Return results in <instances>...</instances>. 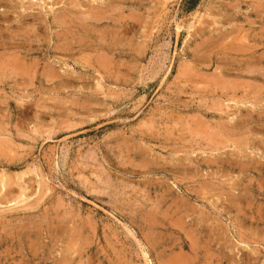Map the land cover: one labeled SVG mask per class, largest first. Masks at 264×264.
I'll return each mask as SVG.
<instances>
[{"label": "rangeland", "instance_id": "obj_1", "mask_svg": "<svg viewBox=\"0 0 264 264\" xmlns=\"http://www.w3.org/2000/svg\"><path fill=\"white\" fill-rule=\"evenodd\" d=\"M0 73V264H264V0H0Z\"/></svg>", "mask_w": 264, "mask_h": 264}, {"label": "bare ground", "instance_id": "obj_2", "mask_svg": "<svg viewBox=\"0 0 264 264\" xmlns=\"http://www.w3.org/2000/svg\"><path fill=\"white\" fill-rule=\"evenodd\" d=\"M62 18V17H61ZM60 18V19H61ZM70 19V18H69ZM65 32V31H64ZM66 33V32H65ZM62 36V35H61ZM66 37V36H65ZM28 38V37H27ZM55 38V37H54ZM31 40V39H30ZM64 40V39H63ZM88 40V39H87ZM61 50V49H60ZM57 51V50H56ZM68 53V52H67ZM10 60V59H9ZM17 60V59H16ZM13 61V60H12ZM14 62V61H13ZM89 62V61H88ZM17 65V64H16ZM19 67V66H18ZM22 67V66H21ZM23 69V68H22ZM33 70V69H32ZM16 71V70H15ZM20 73H21V71H20ZM22 73H23V71H22ZM32 73V72H31ZM1 74V73H0ZM24 74V73H23ZM15 76H17V75H15ZM12 77V76H11ZM18 77V76H17ZM10 181V180H9ZM2 185V184H1ZM6 186V185H5ZM2 188V187H1ZM5 189V188H4ZM1 191V190H0ZM6 199V198H5ZM185 205V204H184ZM181 212V211H180ZM183 215V214H182ZM180 217V216H179ZM201 225V224H200ZM203 231V230H202ZM193 243H195V241L193 242ZM169 260V259H168Z\"/></svg>", "mask_w": 264, "mask_h": 264}]
</instances>
